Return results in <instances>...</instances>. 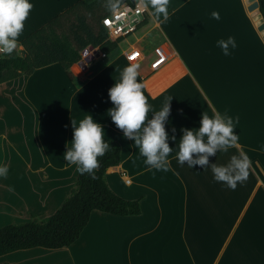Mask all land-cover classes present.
I'll return each mask as SVG.
<instances>
[{"label": "crops", "instance_id": "1", "mask_svg": "<svg viewBox=\"0 0 264 264\" xmlns=\"http://www.w3.org/2000/svg\"><path fill=\"white\" fill-rule=\"evenodd\" d=\"M79 1L32 0L15 50L23 55L26 37ZM258 6L248 0H170L166 23L148 7V26L170 57L157 70L149 66L150 53L137 61L138 79L154 109L171 98L165 129L177 139L168 141L174 149L168 171L146 165L107 114L113 106L108 89L132 63L126 51L136 43L148 49L149 32L118 43L107 60L73 78L55 62L1 83L0 164L8 173L0 177V228L32 214L49 216L61 206L79 175L62 155L73 138L72 119L78 123L89 114L103 125L105 139L123 146L120 164L106 171L109 185L124 198L140 199L142 212L94 209L73 244L12 251L0 256V264H48L52 255L65 264H264V35L253 16ZM228 36L237 47L226 56L217 41ZM214 111L239 117L238 143L209 156L206 169L180 165L183 128L198 127L201 113ZM241 151L252 162L247 180L234 190L214 181L210 165L226 164Z\"/></svg>", "mask_w": 264, "mask_h": 264}, {"label": "clouds", "instance_id": "2", "mask_svg": "<svg viewBox=\"0 0 264 264\" xmlns=\"http://www.w3.org/2000/svg\"><path fill=\"white\" fill-rule=\"evenodd\" d=\"M105 4L114 11L119 7L120 0H105ZM169 4L170 0H145V7H150L161 23L169 19ZM33 7L32 0H0V54L14 52ZM211 15L220 19L218 11H213ZM217 45L227 56L231 54L230 48L237 47V42L235 37L228 36L227 39H219ZM139 68V62H132L121 70L119 79L108 89L113 106L107 109V114L123 130V137L131 139L138 147L146 165L158 171H168V157L174 150L168 141L177 139L165 129L171 98H166L158 110L154 109L145 94L143 78L138 79ZM238 122L239 117L234 118L227 112L214 111L211 115L202 112L198 127L183 128L176 152L177 162L183 165L187 161L189 168L198 164L206 166V169L209 156L216 154L218 149L227 152L236 146L239 135L234 129ZM72 126L73 138L71 145H67L62 153L64 160L69 165L75 164L77 172L94 175V170L100 164L99 158L104 156L106 150H110L105 129L92 114L84 116L78 123L72 119ZM251 163L250 156L243 151L233 154L226 164L212 163L213 180L234 190L238 183L247 180ZM7 173V165L0 164V177Z\"/></svg>", "mask_w": 264, "mask_h": 264}, {"label": "trees", "instance_id": "3", "mask_svg": "<svg viewBox=\"0 0 264 264\" xmlns=\"http://www.w3.org/2000/svg\"><path fill=\"white\" fill-rule=\"evenodd\" d=\"M131 1L120 0V5ZM259 3L264 16V0ZM108 11L105 0L91 3L82 0L69 7L22 41L23 55L16 50L12 54H0V84L55 62L73 78L75 64L81 59L79 51L89 45L99 47L106 54L114 51L118 42L106 40L101 23ZM106 140L110 150L99 158L95 174L79 173L75 186L53 214L43 218L32 214L29 221L0 228V256L32 247L57 249L69 246L78 240L94 209L115 215L142 212L140 199L124 198L109 185L106 171L120 164L123 146L119 140Z\"/></svg>", "mask_w": 264, "mask_h": 264}, {"label": "built area", "instance_id": "4", "mask_svg": "<svg viewBox=\"0 0 264 264\" xmlns=\"http://www.w3.org/2000/svg\"><path fill=\"white\" fill-rule=\"evenodd\" d=\"M151 14L148 7H145L144 0H132L120 5L116 10L109 11L102 18V26L106 32V40L112 42H122L128 38L140 36L144 38L146 26ZM143 34V35H142ZM150 52L149 66L152 70H157L163 66L170 57L168 50L160 43H154L149 49L138 43L133 44L126 51V57L132 62L145 59ZM102 53V56H106Z\"/></svg>", "mask_w": 264, "mask_h": 264}, {"label": "rangeland", "instance_id": "5", "mask_svg": "<svg viewBox=\"0 0 264 264\" xmlns=\"http://www.w3.org/2000/svg\"><path fill=\"white\" fill-rule=\"evenodd\" d=\"M153 27L151 25H147L146 26V30L144 33H148L147 34V39L149 40L150 44L148 45V49L151 47L152 44L154 43H158L156 40H157V37H156V34L155 32L152 30ZM142 34V35H143ZM146 37V36H145ZM144 37V38H145ZM69 48L70 49H73L74 50V47L71 45V44H68ZM79 56H80V60L75 64V69L73 70V74L75 75L76 73L80 72L81 70H88V68L86 69H82V67L80 66V62L85 60V62H87V65H92V64H95V62H98V61H102V60H107L109 57H103L102 56V53L101 50L99 49V47H93L91 45L87 46L86 48H84L83 50L79 51ZM148 53H150L148 51ZM92 57V58H90ZM149 61H150V58H149ZM84 78V77H83ZM32 219V218H31ZM59 259H61L59 256H54L52 255V258L50 259L51 261H49L48 264H65L64 262H62V259L61 261H59ZM59 261V263H58Z\"/></svg>", "mask_w": 264, "mask_h": 264}, {"label": "water", "instance_id": "6", "mask_svg": "<svg viewBox=\"0 0 264 264\" xmlns=\"http://www.w3.org/2000/svg\"><path fill=\"white\" fill-rule=\"evenodd\" d=\"M252 1H256L258 3V7L253 11V16L256 17V20H257V23H258V28L259 30L263 33L264 35V16L260 10V3H259V0H248V2H252ZM259 19V20H258ZM92 58V57H90ZM80 66L83 68V69H86L87 68V62H85V60L81 61L80 62Z\"/></svg>", "mask_w": 264, "mask_h": 264}, {"label": "bare ground", "instance_id": "7", "mask_svg": "<svg viewBox=\"0 0 264 264\" xmlns=\"http://www.w3.org/2000/svg\"><path fill=\"white\" fill-rule=\"evenodd\" d=\"M259 20V19H258Z\"/></svg>", "mask_w": 264, "mask_h": 264}]
</instances>
